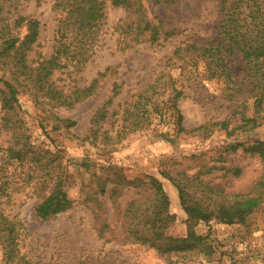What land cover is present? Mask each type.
<instances>
[{"label": "rangeland", "instance_id": "rangeland-1", "mask_svg": "<svg viewBox=\"0 0 264 264\" xmlns=\"http://www.w3.org/2000/svg\"><path fill=\"white\" fill-rule=\"evenodd\" d=\"M58 1L0 0V25L7 23L9 34L22 38L26 33L25 27L11 29V15L39 23L38 37L26 54V65L34 70L30 79L15 84L0 59V78L15 84L17 91V134L21 135L19 141L12 138L4 118L14 119L0 109V189H7L0 207L4 216L19 223L20 255L37 264H264V187L257 185L264 165L258 156L243 150L254 141L264 143V124L235 137L210 127L227 122L231 130L239 125L242 113L248 118L254 115L244 62L239 54L224 55L237 85L232 88L242 87L240 95L228 98L231 91L223 80L209 78L203 62L184 52L179 58L174 56L175 51L196 42L222 44L220 0H130L158 27L156 43L135 41V14L113 7L112 0H99L104 20L92 42L82 49L86 52L82 61L50 67L52 73L46 76L45 71L36 70L56 56L57 29L64 16L55 8ZM170 32L174 35L166 38L164 34ZM4 38L0 32V45ZM64 41L70 52L77 50L71 37ZM93 81H97L93 94L79 99L78 92ZM60 94L72 106H59L60 99L52 96ZM109 100L105 112L97 114ZM138 102L145 105L144 120L135 111ZM174 104L183 117L184 133L178 132ZM134 115H139L137 128L131 126ZM204 125L206 131H194ZM237 143L242 147L232 151ZM22 146L28 151L27 160H11V149L18 151ZM46 167L52 179L57 175L62 179L72 205L66 212L41 220L35 211L52 186L49 177H44ZM161 173L179 181L191 195L195 193L200 203L207 198L219 201L220 195H244L255 199L257 206L238 224L212 220L194 225L193 233L205 240L207 252L194 249L188 256L158 255L126 234L128 206L144 210L149 191L121 186L112 195L115 188L106 181L119 176L125 182L158 179L174 216L165 233L185 238L187 215L177 190ZM2 254L0 246V264Z\"/></svg>", "mask_w": 264, "mask_h": 264}, {"label": "trees", "instance_id": "trees-1", "mask_svg": "<svg viewBox=\"0 0 264 264\" xmlns=\"http://www.w3.org/2000/svg\"><path fill=\"white\" fill-rule=\"evenodd\" d=\"M226 1L220 0L219 3L220 21L218 30L222 38V44L215 45L208 41L196 42L188 45L183 50L175 51L174 56L179 58L182 52L185 55L195 56L204 63L210 79H221L224 81L227 89L231 91L228 98H236V96L241 94L242 87L238 85L237 89L232 88L237 85L232 81L231 74L224 61V55L233 56L239 54L245 65L246 83L251 87L248 89V98L252 100L254 115L248 118L242 113L239 125L231 130L227 129V122L210 124V127H218L220 130L225 131L227 137H235L236 133L251 132L264 124V3H259L258 1L260 0H235L233 3H226ZM10 5L12 4L9 3ZM111 5L135 14L134 30L137 31L134 34L135 41L146 39L150 43L157 42L160 33L159 29L147 19L139 5L130 0H112ZM55 8L64 14L59 21L57 29L56 56L49 61L43 62L44 64L36 70L37 72L39 70L45 71L46 76L52 73L50 67L52 69L65 67V64L69 61H75L76 64L80 63L86 54L82 49L92 42L94 34L104 20L103 2L99 0H59L55 3ZM10 23L13 31L25 27L26 33L20 38L11 32L9 34V25L7 23L0 25V32L5 35L0 45V59L3 62L4 69L8 70L15 84H19L20 80L30 79L31 72L34 71L26 65V54L38 37L39 23L33 18L21 17L18 14L15 16L11 15ZM164 35L166 38L172 37L174 32L165 33ZM68 36L74 40L75 49L77 50L70 52L69 47L65 45L64 40ZM223 44L225 45L224 51H222ZM100 76H103V74H100ZM96 82L93 81L88 88L80 90L77 95L80 96L79 99L90 97L93 94ZM15 84L0 78V109L13 117V122L5 121L4 118V126L8 125L9 129L12 130V138L19 141L21 135L17 134L20 129V122L16 114L18 98ZM116 90L117 87L114 86V95L117 93ZM56 97L60 99L59 106H72V103L67 102L66 97L62 99V94L60 96H52L54 99ZM110 104L109 100L102 109L98 110L97 114L103 110L105 112V107ZM138 104L135 111L139 112L140 118L144 120L142 115L144 111L142 110L145 105L144 103ZM174 110L176 112L178 132L184 133L186 130L182 126L183 117L179 110L176 109L175 104ZM138 117L139 115H134L131 123L132 127L137 128L139 124ZM70 124L74 125V123ZM207 128L204 125L194 129V131L201 133V131H206ZM239 147H242V145L237 143L231 149L235 151ZM23 148L22 146L21 150L18 151L11 149V160L19 163L26 161L28 151L26 152ZM243 150L250 155L258 156L264 165V143L262 141H254ZM108 169L114 171L113 167ZM50 170L46 167L45 174L47 175H44V177H47V179L49 177L52 183L51 189L43 197L35 211L37 218L41 220H47L57 214L66 212L72 205L63 189L62 179L58 175L55 179H52ZM239 173V170L234 171L235 176H238ZM161 176L168 180L177 190L182 208L187 215L188 232L185 238H174L165 233L174 222V216L168 211V197L162 183L158 179L145 177L147 181L145 179H135L125 182L122 176H119L113 181H106L110 182L115 188L111 191L112 195L117 194L121 186H135L140 189L143 188L144 191H149L148 205L144 210H141L139 205L136 209H131L134 204L128 206L126 212H128L130 220L128 218L129 223L126 234L129 238L133 237L141 245L155 250L161 256L178 255L180 253L188 256L189 252L194 249L199 251V253L209 251V248L204 244L205 240L193 233L192 228L194 225L198 222L209 223L212 220L227 225L238 224L257 206L255 199L244 195H220L219 198L221 200L219 201L207 198L200 203V199L195 197V193L194 195L188 193L179 181L163 173H161ZM41 177L45 179L42 175ZM42 178L41 181H44ZM47 179H45V182L49 181ZM100 179L99 177L97 180ZM4 184L8 185V183ZM257 185L258 187H264V173ZM104 186L105 184L99 187L101 194H104ZM199 186L211 191L204 184L199 183ZM4 190L7 189H0V198L4 195ZM19 240V223L4 216L0 207V246L3 252V264H37L27 261L20 255Z\"/></svg>", "mask_w": 264, "mask_h": 264}]
</instances>
